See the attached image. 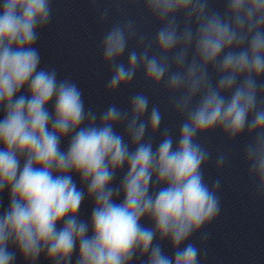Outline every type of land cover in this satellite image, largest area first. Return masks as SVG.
<instances>
[{
	"label": "clouds",
	"instance_id": "obj_1",
	"mask_svg": "<svg viewBox=\"0 0 264 264\" xmlns=\"http://www.w3.org/2000/svg\"><path fill=\"white\" fill-rule=\"evenodd\" d=\"M223 3L220 12L210 0H143L160 25L153 39L128 18L100 40L109 93L142 71L152 86L163 83L183 117L178 135L165 127L154 148L164 116L143 92L131 95L128 109L110 104L98 117L73 80L40 67L35 45L51 22L52 0H2L0 193L8 191L9 204L0 212V264H15L17 253L26 264L41 255L73 264L74 253L75 264H200L190 241L217 219L221 201L219 179L210 186L204 177L211 152L197 138L216 130L229 141L251 138L242 158L264 197V0ZM109 15L105 8L100 22ZM228 159L217 155V169ZM86 197L93 207L83 220Z\"/></svg>",
	"mask_w": 264,
	"mask_h": 264
}]
</instances>
